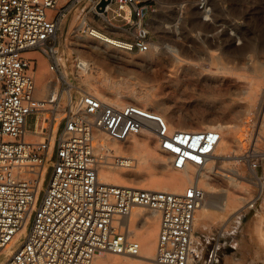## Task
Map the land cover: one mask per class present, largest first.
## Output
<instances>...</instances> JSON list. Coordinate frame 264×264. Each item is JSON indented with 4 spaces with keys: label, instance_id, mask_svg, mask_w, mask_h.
Masks as SVG:
<instances>
[{
    "label": "built area",
    "instance_id": "2783aa9c",
    "mask_svg": "<svg viewBox=\"0 0 264 264\" xmlns=\"http://www.w3.org/2000/svg\"><path fill=\"white\" fill-rule=\"evenodd\" d=\"M77 7H83L81 33L98 29L139 52L153 42V0H0V254L25 228L1 264H92L104 251L137 256L140 243L129 230L136 206L159 214L155 263L214 264L224 227L203 258L193 240L195 212L206 198L198 181L165 191L104 182L99 173L105 166L131 167L133 158L117 154L111 143L143 130L153 134L171 168L196 171L212 160L221 132L170 127L152 108L89 91L77 78L80 57L69 68L58 59L59 22ZM33 51L48 61L64 104L61 93L35 97ZM241 156L256 174L264 150L254 140Z\"/></svg>",
    "mask_w": 264,
    "mask_h": 264
},
{
    "label": "rangeland",
    "instance_id": "374dc122",
    "mask_svg": "<svg viewBox=\"0 0 264 264\" xmlns=\"http://www.w3.org/2000/svg\"><path fill=\"white\" fill-rule=\"evenodd\" d=\"M153 1L156 3V12L151 18L153 42L145 52L126 50L123 47L107 48L103 43L93 40L88 33L77 31L83 7L72 10L64 17L57 32L59 53L65 67L69 68L76 56L84 57L92 65L95 64L93 54H84L80 43L86 41L98 44L111 56V60L109 67L101 66L95 73L92 72L93 75L115 79L126 76L127 80L138 82L136 87L148 90L156 100L145 105L146 107L167 117H181L191 124L198 122L203 125H228L231 129L229 134L239 139L241 151L254 140L256 145L264 150V95L260 94L254 84L244 89L223 81L225 77L257 79L255 69L264 67V0ZM93 23L96 24L97 20H93ZM33 52L36 65L31 73L37 87L40 70L43 69L47 74L52 72L48 68V61L39 52ZM256 63L258 67L255 68ZM52 74L57 80L54 96L61 93V103L64 104L66 95L61 92L56 75ZM85 74L80 73L77 76L82 84H85ZM86 87L91 91L95 90L91 84ZM105 97L107 96L103 98ZM33 124L34 119L30 115L26 121L27 128L32 129ZM155 151L164 156L156 145ZM218 158L213 161V171L207 180L217 188L214 193L217 195V198H214L216 204L206 210L208 216L201 227L195 221L193 240L198 242L200 248L206 243L202 248L205 258L218 228L223 226V244L217 252L214 264H264V157L256 174L249 169L242 156ZM231 158L239 161L225 162L226 164L222 161ZM135 165L134 163L133 166ZM232 167L238 169L239 173H232V169H229ZM217 169L227 173L229 178L214 176L213 172ZM147 170L154 177L167 171L181 172L171 168L167 162L165 167L153 162ZM50 173L51 167H48L43 185L48 183ZM125 180L124 185H140L147 182V179ZM202 180L205 181L204 178ZM199 184L206 190V184ZM187 185L188 183L184 184L178 191ZM225 188L228 189L229 195L236 199L233 201L235 205L229 203L225 207H219L218 205L224 203ZM208 200L210 203L211 197H208ZM144 210L152 214L158 225V213L149 208ZM195 213L197 217L199 211L196 210ZM132 220L134 222H131L132 226L129 224V228L133 225L141 226L140 220ZM199 232L204 234L205 239L202 242L201 238L199 240L197 237ZM132 235L138 240L133 232ZM17 242L8 247V255ZM98 254L110 256L113 252L104 251ZM4 256L1 253L0 261L4 260ZM123 256L131 260L138 258L128 254ZM142 264L157 263L154 259H149V262Z\"/></svg>",
    "mask_w": 264,
    "mask_h": 264
},
{
    "label": "bare ground",
    "instance_id": "6f19581e",
    "mask_svg": "<svg viewBox=\"0 0 264 264\" xmlns=\"http://www.w3.org/2000/svg\"><path fill=\"white\" fill-rule=\"evenodd\" d=\"M63 20L64 18L60 20L59 25H58L59 27ZM82 21L84 20L82 19ZM58 36H59V33H58ZM90 37L93 40L103 43L105 47L107 48L108 47L117 48V47L123 46L116 41L117 40L116 38L108 34H105L104 32L102 33V31L98 29H95L94 34L90 35ZM80 45L82 47V52L84 54H93L92 56L95 58L93 61V63L95 64L92 65V63L88 59L84 57H80V61L82 62L81 64L82 68L78 69L79 74L87 73V75L85 74L86 75L84 78L85 80L83 79V81L85 84L87 85L91 84L94 87L95 92L92 91L93 93H96L98 96L102 98L104 96H107L105 98L109 100L113 99L112 100L113 103H121L125 100V102H136V103L143 104L145 106L147 104H150L156 101L155 99H153L152 95L150 94L148 90L138 89L136 87L138 82H134V80L129 81L127 80V78H125L126 76L123 78L115 79L109 76L93 75L92 72L94 71L95 73L96 70L100 69L99 67L101 66L109 67L111 56L108 55V53L105 50L103 51V49H101V46L98 44H93V43L84 41V42H81ZM58 51H59V48H58ZM29 54L33 56L34 52H29ZM58 59L60 63L63 66H65L63 59L59 52H58ZM257 65L258 64L256 63L254 67L256 68ZM255 71L254 72L257 74V79L256 77H253V79H249L247 77L249 80H247L246 77H244L245 79L244 78L228 79L225 77L223 81L224 83H228L229 85L230 84L235 85V86H238L244 89H248L249 86L254 84L255 88H257V90H260V94L264 95V67L256 68ZM64 73L66 75L65 71ZM38 78H39L38 80L39 82L35 89V97L39 99H43V98H48V97L53 96L55 92L57 91L56 90L57 80L53 78V74L52 73L47 74L42 69L39 72ZM254 78L256 80H254ZM54 81H56V83H54ZM85 84L83 85L86 87L87 85ZM227 85L225 84V86ZM163 116L165 117L170 127H177L181 129L218 128V130L222 134V138L220 139V142L217 146V150L215 154L213 155L212 160L209 161L204 168L198 169L196 171L186 168L183 170H178V171H181L180 173H173V172L171 173L167 171V172L161 173L160 176H157V177L151 176L147 170L149 167V164L156 162V163L161 164V166L165 167L167 161L164 156L158 154L157 151H155L156 141H155L153 134L150 131L143 130L142 132L137 134V136L136 135L131 136L125 141H113L111 143L117 154L123 155V156L125 155V156H128L129 158H133L132 166L134 165V163L136 165L133 167L131 166L132 168L128 167V169L126 170H118L116 169L117 167L105 166L101 168L100 173H99V178L104 182L113 183V184H121V185H124L123 181L125 179L126 180L136 179L137 181H142L144 179H147V182L145 184H140V185L128 184V185L133 186V187H141V188H149V189H154V190H165V191H178L184 184L186 183L189 184L193 181H198V183H204L207 185L206 186L207 187L206 188V198L203 204L197 209V211H199V214L197 213L198 215L196 217V213H195V216H194V224H195V221H197L196 223H198L199 227H201L206 219V216H208L206 214V210L209 209L210 206H213L212 204L214 205L216 204V201L214 200V198H217V195L215 196L214 193L217 190V188H214L213 185H210L209 182H207V180L210 178L211 172L213 171V161L215 160V158L217 159L218 157L227 158V157L241 156L242 151L239 148L240 141L237 137L235 136L232 137V135L229 134L231 132V129L227 127L228 125L223 126L221 124L213 125V124H206V123L205 125H203L202 123H198V122H194V124H191L189 122H186V120H184L181 117L174 118L171 116L167 117L166 115H163ZM136 160H137V163H136ZM218 160H221V159L218 158ZM222 161L224 164H226L225 162L231 163L232 161L233 162L239 161V159L231 158V159H223ZM121 168H125V167H121ZM229 169H232L231 171L232 173L233 172L235 174L239 173L237 171L238 169L236 170L233 167ZM213 173H214V176L216 175L217 177H221V178L228 177L229 178V175H227V173L218 171V169L215 170ZM203 178L205 179L204 182L202 180ZM227 191L228 189L225 188V198L223 199L224 203L222 204L219 201V203L222 204V205H218L219 207H223V206L225 207L227 206V204L229 203L231 204L233 203V201L236 200L235 198H233V196L229 195ZM208 197H211L210 203H209L210 199L208 200ZM233 204L235 205V203ZM144 208L145 207H140V206L134 207L132 210L131 218H130V225H131V222L132 224L134 222L132 219L141 221V226L134 227L133 225V227H131L132 226L131 225L129 228L130 232L131 233L133 232L135 236H137L138 242L140 243V254L135 256L138 258L131 260V259L125 258L123 254H117V253H113L110 256H102V255L100 256L99 254H97L94 258L95 262L93 261L94 263L92 264H142L143 262L145 261L149 262V259L154 258L155 242H156V237H157V232H158V227H157L158 225H157V221L155 220V218L153 219L152 214L144 210ZM155 212L158 213L157 211ZM24 231H25V228L17 232L15 236L13 237V239L11 240V242L3 249L2 253L5 256H4V260L0 261V264L4 262L10 255V254L8 255L6 252L8 247L14 245V243L19 240L20 236L23 234Z\"/></svg>",
    "mask_w": 264,
    "mask_h": 264
},
{
    "label": "crops",
    "instance_id": "0c3cea01",
    "mask_svg": "<svg viewBox=\"0 0 264 264\" xmlns=\"http://www.w3.org/2000/svg\"><path fill=\"white\" fill-rule=\"evenodd\" d=\"M197 237L199 238V240H200V238H201V242H202L203 239H205V238H204V234H203L202 232H199V234L197 235ZM197 243H198V242H197ZM204 244H205V245H204ZM204 244L201 245L202 248L206 246V243H204Z\"/></svg>",
    "mask_w": 264,
    "mask_h": 264
},
{
    "label": "water",
    "instance_id": "95a60500",
    "mask_svg": "<svg viewBox=\"0 0 264 264\" xmlns=\"http://www.w3.org/2000/svg\"><path fill=\"white\" fill-rule=\"evenodd\" d=\"M103 4H104V2L102 1L101 5H103Z\"/></svg>",
    "mask_w": 264,
    "mask_h": 264
}]
</instances>
